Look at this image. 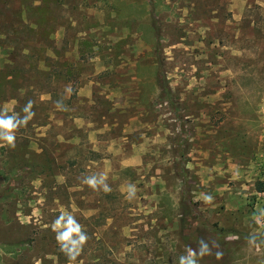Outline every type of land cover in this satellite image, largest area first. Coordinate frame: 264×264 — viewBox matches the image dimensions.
I'll list each match as a JSON object with an SVG mask.
<instances>
[{"label":"rangeland","instance_id":"1","mask_svg":"<svg viewBox=\"0 0 264 264\" xmlns=\"http://www.w3.org/2000/svg\"><path fill=\"white\" fill-rule=\"evenodd\" d=\"M0 120V264H264V0H0Z\"/></svg>","mask_w":264,"mask_h":264},{"label":"clouds","instance_id":"2","mask_svg":"<svg viewBox=\"0 0 264 264\" xmlns=\"http://www.w3.org/2000/svg\"><path fill=\"white\" fill-rule=\"evenodd\" d=\"M0 127H14L10 122H5L3 120H0ZM0 140L6 142L7 144L11 145L14 147V141H15V136L12 134H5L2 137H0ZM73 229H70L68 233H65L63 235L57 236L58 240H68L71 234V231ZM87 237L81 235L80 236V243H84L86 241Z\"/></svg>","mask_w":264,"mask_h":264}]
</instances>
